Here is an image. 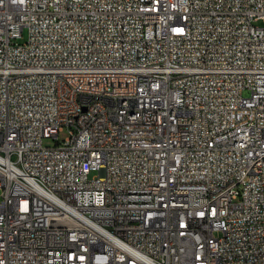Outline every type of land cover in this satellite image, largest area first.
<instances>
[{"label":"built area","instance_id":"obj_1","mask_svg":"<svg viewBox=\"0 0 264 264\" xmlns=\"http://www.w3.org/2000/svg\"><path fill=\"white\" fill-rule=\"evenodd\" d=\"M0 264H264V0H0Z\"/></svg>","mask_w":264,"mask_h":264},{"label":"rangeland","instance_id":"obj_2","mask_svg":"<svg viewBox=\"0 0 264 264\" xmlns=\"http://www.w3.org/2000/svg\"><path fill=\"white\" fill-rule=\"evenodd\" d=\"M69 132L68 129H64L63 131H61L59 133L58 139L54 138V137H49V138H45L44 139V145L48 146V145H55L58 141H63L67 136H68Z\"/></svg>","mask_w":264,"mask_h":264},{"label":"bare ground","instance_id":"obj_3","mask_svg":"<svg viewBox=\"0 0 264 264\" xmlns=\"http://www.w3.org/2000/svg\"><path fill=\"white\" fill-rule=\"evenodd\" d=\"M237 151H244V144H237ZM228 153H235V139H228Z\"/></svg>","mask_w":264,"mask_h":264}]
</instances>
